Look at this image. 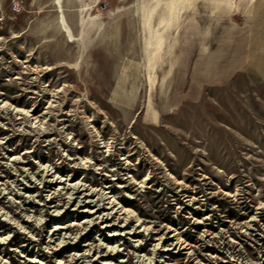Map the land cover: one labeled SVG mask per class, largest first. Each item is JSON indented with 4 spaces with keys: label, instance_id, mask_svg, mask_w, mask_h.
Here are the masks:
<instances>
[{
    "label": "rangeland",
    "instance_id": "rangeland-1",
    "mask_svg": "<svg viewBox=\"0 0 264 264\" xmlns=\"http://www.w3.org/2000/svg\"><path fill=\"white\" fill-rule=\"evenodd\" d=\"M254 3L0 0V264H264Z\"/></svg>",
    "mask_w": 264,
    "mask_h": 264
},
{
    "label": "bare ground",
    "instance_id": "bare-ground-1",
    "mask_svg": "<svg viewBox=\"0 0 264 264\" xmlns=\"http://www.w3.org/2000/svg\"><path fill=\"white\" fill-rule=\"evenodd\" d=\"M61 2H62V0H55V3L56 4H58V5H60V7H61ZM95 19H97V17H90V20L91 21H93V20H95ZM62 22H63V24H65V26L67 27V31L69 32V34L71 35V37H72V39H74V40H76V39H78V38H75L73 35V32H72V30L69 28V26L67 25V23H66V19H65V17H64V15L62 16ZM82 40V39H81Z\"/></svg>",
    "mask_w": 264,
    "mask_h": 264
},
{
    "label": "crops",
    "instance_id": "crops-1",
    "mask_svg": "<svg viewBox=\"0 0 264 264\" xmlns=\"http://www.w3.org/2000/svg\"><path fill=\"white\" fill-rule=\"evenodd\" d=\"M253 8H256L254 0H246V14L250 13Z\"/></svg>",
    "mask_w": 264,
    "mask_h": 264
}]
</instances>
